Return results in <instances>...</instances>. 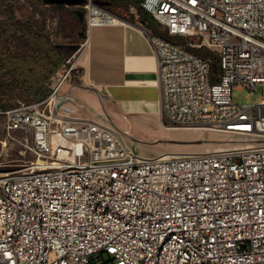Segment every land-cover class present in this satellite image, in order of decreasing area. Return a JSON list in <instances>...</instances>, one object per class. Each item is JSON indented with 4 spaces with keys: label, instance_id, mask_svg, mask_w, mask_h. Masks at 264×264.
<instances>
[{
    "label": "built area",
    "instance_id": "obj_1",
    "mask_svg": "<svg viewBox=\"0 0 264 264\" xmlns=\"http://www.w3.org/2000/svg\"><path fill=\"white\" fill-rule=\"evenodd\" d=\"M86 30L119 18L85 0ZM96 7L100 15L90 14ZM179 44L146 33L175 126L259 138L202 153H134L120 133L43 100L0 111L35 155L0 175V264H264V0H143ZM110 18V20H105ZM112 21V22H109ZM216 51L211 62L189 48ZM255 104H238L234 88Z\"/></svg>",
    "mask_w": 264,
    "mask_h": 264
},
{
    "label": "crops",
    "instance_id": "obj_2",
    "mask_svg": "<svg viewBox=\"0 0 264 264\" xmlns=\"http://www.w3.org/2000/svg\"><path fill=\"white\" fill-rule=\"evenodd\" d=\"M117 17L116 23L90 27L84 38L73 43L78 45L71 56L73 67L80 73H72L62 82L56 98L58 107L108 126L105 115L112 120L156 115L164 135L172 136L174 132L163 126L157 60L146 35L150 31L161 34V29L144 12ZM165 149L150 148L153 155L144 157L164 154Z\"/></svg>",
    "mask_w": 264,
    "mask_h": 264
},
{
    "label": "trees",
    "instance_id": "obj_3",
    "mask_svg": "<svg viewBox=\"0 0 264 264\" xmlns=\"http://www.w3.org/2000/svg\"><path fill=\"white\" fill-rule=\"evenodd\" d=\"M111 1L116 4L127 3L137 12H144L140 7L143 0ZM30 4L33 10L32 20L22 21L15 16L17 9L14 4L9 0H0V111L17 106L8 100V94L16 91L23 92L29 99L25 103L45 99L55 85V73L61 70V74H65L68 70L66 60L78 47L73 43L85 37L84 29L83 37L79 36L81 24L65 6L48 5L43 0H30ZM49 18L66 20V32L60 28L59 23L49 28ZM153 32L160 35L156 31ZM54 37L68 39L73 43H55ZM186 39L198 41L197 38ZM13 46L17 48L16 51L12 50ZM189 49L197 56L210 60L212 82L218 81L217 56L204 46ZM72 73L79 74L80 70L73 68L68 76Z\"/></svg>",
    "mask_w": 264,
    "mask_h": 264
},
{
    "label": "rangeland",
    "instance_id": "obj_4",
    "mask_svg": "<svg viewBox=\"0 0 264 264\" xmlns=\"http://www.w3.org/2000/svg\"><path fill=\"white\" fill-rule=\"evenodd\" d=\"M95 6L115 16L125 15L126 17L137 15L136 10L127 3L116 4L111 0H92ZM16 7L15 16L22 21L32 20L33 10L30 0H9ZM71 13L72 8L66 7ZM86 15L83 8H78ZM72 14V13H71ZM76 18L75 15L72 14ZM59 23L60 28L66 32L68 22L51 18L48 19L47 25L49 28ZM85 30V23L79 28V33ZM163 34L161 30H159ZM164 35V34H163ZM80 36V35H79ZM81 37V36H80ZM166 39L179 43L186 44L189 42L186 38H172L164 35ZM55 43L72 44L68 39L53 38ZM80 40H78L79 42ZM13 51L17 48L13 46ZM216 55V51L209 49ZM73 63V59L71 61ZM61 77V70H58L53 77L56 84ZM262 94L261 87L258 86L255 93L248 96L246 90H238L234 88L232 91V99L238 104H255L258 102ZM8 100L13 104L28 102L29 99L21 91L8 94ZM112 120L105 115L104 120L111 127L116 129L122 136L125 144L136 154L143 156L153 155L150 148L158 149L165 147L164 153H202L207 151L225 149L229 147H239L259 141V138L233 135L217 131H209L203 129H188L170 124L163 116V126L174 132L172 136L164 135L160 125V117L156 115H136L127 119L116 118ZM30 136L28 133L13 131L7 132L5 128V118L0 114V175L21 171L30 162L35 161L34 153L29 149Z\"/></svg>",
    "mask_w": 264,
    "mask_h": 264
},
{
    "label": "water",
    "instance_id": "obj_5",
    "mask_svg": "<svg viewBox=\"0 0 264 264\" xmlns=\"http://www.w3.org/2000/svg\"><path fill=\"white\" fill-rule=\"evenodd\" d=\"M43 1L46 4L52 5V6L71 7L72 8L71 13L76 16L77 21L81 25L84 24V13L80 11L78 8L85 3V0H43ZM79 35L83 37L82 33H79Z\"/></svg>",
    "mask_w": 264,
    "mask_h": 264
},
{
    "label": "bare ground",
    "instance_id": "obj_6",
    "mask_svg": "<svg viewBox=\"0 0 264 264\" xmlns=\"http://www.w3.org/2000/svg\"><path fill=\"white\" fill-rule=\"evenodd\" d=\"M89 10H90L89 11L90 14L94 15V16H98L101 13L100 10L98 8H96V7H91ZM108 19L110 20V18H105V20H108ZM109 22H112V21H109ZM116 22H118V21L117 20H113V23H116ZM91 27H93V26H91ZM5 174H1V176L5 175Z\"/></svg>",
    "mask_w": 264,
    "mask_h": 264
}]
</instances>
